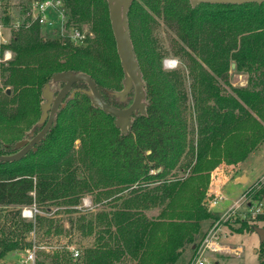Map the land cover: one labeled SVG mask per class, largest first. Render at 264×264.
<instances>
[{"label": "trees", "instance_id": "16d2710c", "mask_svg": "<svg viewBox=\"0 0 264 264\" xmlns=\"http://www.w3.org/2000/svg\"><path fill=\"white\" fill-rule=\"evenodd\" d=\"M66 4L69 22L92 35L86 47L45 40L27 21L15 28L7 10L0 16L4 27L11 25V40L0 47L2 156L15 154L18 142L43 128L36 123L42 91L56 74L90 76L103 100L117 109L132 103L133 93L125 103L112 95L123 87L124 73L106 0ZM19 7L29 20V6ZM127 19L145 114H134L122 134L115 118L93 107L82 92L86 83L72 86L70 93L79 90L65 98L40 144L19 161L0 162V207L17 208L0 232V260L32 248L26 237L36 228L60 236L54 215L63 208L77 214L67 222V235L89 241L79 259L62 245V251L46 256L48 264H175L186 245L197 246L201 223L214 218L202 205L207 172L221 157L242 161L264 143V2L192 7L188 0H133ZM159 23L170 33L167 50ZM6 51L10 59L3 61ZM167 56L177 58L180 67L164 70ZM234 74L246 75L247 85L231 86ZM180 170H187V177H178ZM87 195H95L101 207L80 214L87 210ZM253 199H264V185ZM34 206L44 213L26 222L21 209ZM52 208L58 210L49 218ZM154 210L156 216H150ZM238 219L239 228L228 225L233 232H254L257 225ZM259 247L264 255V243Z\"/></svg>", "mask_w": 264, "mask_h": 264}, {"label": "rangeland", "instance_id": "374dc122", "mask_svg": "<svg viewBox=\"0 0 264 264\" xmlns=\"http://www.w3.org/2000/svg\"><path fill=\"white\" fill-rule=\"evenodd\" d=\"M20 3L25 4L26 10L30 4L29 1L27 0H0V16L4 10H7L10 15L9 18L11 20L15 18V22L11 21L12 23H10L12 26H14L16 22H19V23H24L25 21L28 22V18H25L26 17L25 12H23L22 8L19 7ZM0 25H2V23H0ZM11 25L8 28L2 25V27H4L5 29L3 28L0 30V33H2V36H0V43L5 42L6 44H8L10 42ZM82 31H84L85 32L84 34L86 35L85 43L82 46L86 47L88 45V40L92 37V35L91 33L88 34V32H86L85 30H82ZM159 32H160L159 37L161 41V46L164 48V50H167L168 45H169L170 33L167 31L166 27L162 23H159ZM42 36L44 37L45 40L57 39L63 46H65L63 41L58 36L52 35V33L43 31ZM119 62H120V59H119ZM179 67H180V62L175 57L167 56L163 60L164 70L170 71V70L178 69ZM240 75L234 74L230 77L229 82L231 86L233 87H236V86L240 87V85L243 86V84L246 82V79L244 77H239ZM124 79H125V73H124L123 79L121 80L122 85H123ZM247 82H248V79H247ZM1 87H2V77L0 74V88ZM56 89L57 87L55 86V83L54 82L51 83L50 90L53 92L54 95H55ZM122 89L123 87L120 89V91ZM225 89L229 91V88L226 86H225ZM78 90H75L72 93H70L71 92L70 90L69 93L66 95V97L74 98L75 92H77ZM85 91L87 90H84L82 92L87 96ZM131 93L134 94L133 91ZM66 99L64 98L62 105H61L62 107L65 105ZM116 99L119 101L118 98ZM44 102L45 101L43 99V101L40 104L42 105L44 104ZM40 109H41V106H40ZM41 118H42V112L40 116L38 117L36 123H38L39 126H44V123L46 122V120L45 122H41ZM188 120H189V124L193 123L191 122L193 121L191 118H188ZM26 133L28 134L29 132H26ZM31 135L29 136L31 137ZM30 139L31 138H29V140ZM78 143L79 141H76L75 145L77 146ZM259 146L255 148L258 151L254 149L248 155V157H251L252 159L256 161L250 160L243 166L244 162L246 161L248 157H246V159L242 161L236 160L234 158L221 157L219 159V163L211 171L207 172L209 180L207 183V187L205 188L204 193H203L202 205L208 212L214 215V218L203 221L201 223L200 232L196 239V242H197L196 249H194V247L191 245H186L182 249L181 255L175 264H194L195 258L197 255V249L200 243L202 242V240L204 239L206 233L220 220V218H222V216L228 211V209L231 206L235 205L239 201L241 202L242 201L241 198H243L244 200L250 203L255 202V200L253 199L254 190L264 185V157L262 159H260L259 157L261 154L264 155V147L259 150L257 149ZM187 175H188L187 170L185 171L180 170L177 173L178 177H187ZM242 175L245 176V179L243 180V182H240L239 179L241 178ZM218 187L221 188V191L223 195L225 196V200L219 202L216 206H210L206 202V199L210 198L212 193ZM94 196L95 195H87L84 197V199L87 200L89 207H86L87 208L86 211H80V214L96 213L98 208L101 207L102 202L96 203V201H94L93 199ZM94 204H96L97 207L94 210L93 209L89 210L91 209V207L92 208L94 207ZM16 209L17 208H13V207H4V208L0 207V232L2 229L7 227V224H9L8 220L11 217H15L13 213L15 212ZM29 209L33 210L34 207L22 208L20 217L26 222L34 223L35 215H33V217L30 219L22 217V212L24 210H29ZM36 210L38 212H36L35 214L43 215L44 211L41 212L37 208ZM57 210H58L57 208H52V214L47 215V216H49V218L50 217L52 218L54 212ZM59 211H61V213L59 215H54L55 216L54 219L59 220V222H61L62 233L60 236L56 235L54 231H51L50 234H45L46 227H44L42 229L36 228L33 232L28 234L26 237V242H32V247L35 248V258L40 263L48 264L50 262V259H48L46 256L47 255L51 256L52 254H54V252L62 251L63 250L62 245H69V247H73L77 249L81 254L82 252L81 247L85 243H88L89 241V240L83 241L82 239H79V237L75 233H73L75 234L73 236L67 235L68 227H69L67 222L69 219L76 218L77 214L70 215L67 213H63V208H60ZM241 212H243V210L236 213V215L232 217V219L228 221L227 220L223 221L220 226V230L223 236L222 244L226 248H231L232 252L206 253L205 256L207 257L208 264H261L262 259H264V255L262 254L261 249L259 247L260 246L259 238L255 234V232L237 234L233 232L228 226L229 224H231L233 226L232 228L240 227V224L237 222V219L238 218H239L238 220L242 219ZM156 214H157L156 210L149 212L150 216H156ZM247 221L250 222L249 220ZM250 224L251 225L255 224L257 225V227L264 229V222H256V223L250 222ZM25 252L26 251L9 252L3 257L2 260H0V264H23L22 261L26 257Z\"/></svg>", "mask_w": 264, "mask_h": 264}, {"label": "water", "instance_id": "95a60500", "mask_svg": "<svg viewBox=\"0 0 264 264\" xmlns=\"http://www.w3.org/2000/svg\"><path fill=\"white\" fill-rule=\"evenodd\" d=\"M133 0H106L109 10V19L111 29L113 32L116 50L120 59L121 66L125 73V79L123 80V89L120 92H114L116 98L120 102L125 103L129 94L133 91L134 96L132 103L124 109H117L108 105L98 92L96 85L90 76L83 73L63 72L53 76L52 81L54 83L64 82V87L55 96L50 90V84H47L42 91V97L44 104L41 105L42 118L41 122L44 123L41 131L30 140H23L15 145L17 152L10 156L0 155V162H15L22 159L30 150H34L35 146L39 145L44 139L45 135L50 130L51 126L55 122L56 113L66 95L71 90L72 86L78 82H84L88 86V90L85 91L87 96L91 100V104L95 108H100L104 113L112 115L115 118V126L121 131L122 134H126L131 127L132 116L138 112L145 114V92L144 84L141 79V73L138 63L135 58L133 46L129 35V26L127 14L130 5ZM192 7H196L199 4H211V5H245V4H261L264 0H188ZM231 70H234V64L231 65ZM9 92V91H8ZM48 113V115H47ZM245 176H241L240 182H243ZM255 234L259 238V243L264 242V229L256 227L254 228Z\"/></svg>", "mask_w": 264, "mask_h": 264}, {"label": "built area", "instance_id": "2783aa9c", "mask_svg": "<svg viewBox=\"0 0 264 264\" xmlns=\"http://www.w3.org/2000/svg\"><path fill=\"white\" fill-rule=\"evenodd\" d=\"M28 10L29 20L27 26L35 24L42 31L58 36L64 44L69 43L73 46H82L85 43V32L69 22L66 0H32ZM20 25L21 23L16 22L13 27L17 28ZM1 27L0 25V29ZM2 44L6 43H0V47ZM9 59L10 53L8 51L4 52L3 61ZM241 199V202L239 201L231 206L222 218H220V220L206 233L197 249L194 264H208L207 257L205 256L206 253L232 252L231 248H226L222 244L223 236L220 226L223 221L232 219L239 211L243 210V212H241L243 220H249L252 223L264 222V220L259 221L260 217H264V199L255 201L254 203L247 202L243 198ZM224 200L225 196L220 189L217 188L212 193L211 197L206 199V202L210 206H216L219 202ZM83 207H89L86 199L83 200ZM36 212L38 211L34 206L33 210H24L22 212V217L30 219L33 215H36ZM196 247H194V249H196ZM67 249L73 260H77L80 257L81 254L77 249L73 247H68ZM25 254L26 257L22 261L23 264H36L34 247L26 250Z\"/></svg>", "mask_w": 264, "mask_h": 264}, {"label": "crops", "instance_id": "0c3cea01", "mask_svg": "<svg viewBox=\"0 0 264 264\" xmlns=\"http://www.w3.org/2000/svg\"><path fill=\"white\" fill-rule=\"evenodd\" d=\"M2 26V25H1ZM4 27H1V29H3ZM0 29V30H1ZM5 29V28H4ZM0 36H2V33H0ZM239 77H244L245 79H246V82L243 84V86L242 85H240V87H245L246 86V84H247V76L246 75H240ZM215 137V136H217V134H213L211 137ZM264 147V144H262V145H260L257 149H261V148H263ZM256 150V149H255ZM256 151H258V150H256ZM255 152V151H254ZM260 159H262L263 157H264V155L263 154H261L260 156ZM256 159V158H255ZM250 160H254V159H252L251 157H248L247 159H246V161L244 162V164H243V166L248 162V161H250ZM254 161H256V160H254ZM244 168V167H243ZM219 189H220V191H221V188L220 187H218ZM222 192V191H221ZM97 207V205L95 204L94 205V207L92 208L91 207V210L93 209H95ZM100 208V207H99Z\"/></svg>", "mask_w": 264, "mask_h": 264}, {"label": "flooded vegetation", "instance_id": "af4514ba", "mask_svg": "<svg viewBox=\"0 0 264 264\" xmlns=\"http://www.w3.org/2000/svg\"><path fill=\"white\" fill-rule=\"evenodd\" d=\"M64 85H65V83H64ZM64 85L63 86H61V87H57V89H56V91H55V96L58 94V92L64 87ZM66 98V97H65Z\"/></svg>", "mask_w": 264, "mask_h": 264}]
</instances>
